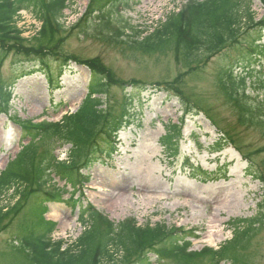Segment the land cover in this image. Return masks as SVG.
<instances>
[{"label":"trees","instance_id":"16d2710c","mask_svg":"<svg viewBox=\"0 0 264 264\" xmlns=\"http://www.w3.org/2000/svg\"><path fill=\"white\" fill-rule=\"evenodd\" d=\"M120 1L90 0L81 18L66 29L60 19L69 0H0V64L10 55L34 62L29 71L15 74L14 82L39 73L52 89L59 87L70 63L83 65L90 72L88 94L79 110L63 116L60 123L33 124L16 116L12 119L20 128V142L27 143L0 173V233L12 229L0 257L6 262L4 256H16L17 264H164L167 260L193 264L203 258L207 259L204 264H237L260 230L261 216L230 222L232 238L217 250L204 248L200 252L187 251L189 240L195 237L193 231L163 224L138 226L134 218L115 225L90 209L79 213L86 228L71 244L51 238L56 224L43 216L46 204L60 199L62 189H48L50 177L54 175L64 186H70L68 201L78 203L79 199L73 198L89 182L84 173L95 164L110 161L118 150V132L134 122L139 124L146 92V86L137 81L113 79L96 59L81 61L65 55L61 43L75 31L142 56L172 53L190 73L216 59V82L238 111V124L255 127L264 137V95L251 98L244 93L247 80L256 74L263 76L264 14L256 21L251 8L258 1L264 10V0H189L152 31L114 26L110 13ZM20 11L40 23L29 39L23 38L15 25ZM12 85L0 84V112L10 107ZM113 87L121 92L117 101L109 94ZM180 139L178 125H169L160 138V146L170 158L177 156ZM221 139L216 150L227 142L224 135ZM64 145L70 149L66 160L59 161L54 152ZM256 152L263 158L257 166L250 159L247 171L260 183L264 196V147ZM244 156L246 160L248 156ZM187 162L185 159L183 169L190 179L201 183L226 179L227 167L225 173L215 175ZM7 198L12 203L2 204ZM260 209L264 210V198ZM152 256L155 262H151Z\"/></svg>","mask_w":264,"mask_h":264},{"label":"rangeland","instance_id":"374dc122","mask_svg":"<svg viewBox=\"0 0 264 264\" xmlns=\"http://www.w3.org/2000/svg\"><path fill=\"white\" fill-rule=\"evenodd\" d=\"M89 1L69 0L62 18L66 28L80 18ZM186 2L123 0L111 10L110 18L119 28L152 31L159 21L170 13H177ZM251 9L255 20L261 19L264 10L257 1ZM16 25L24 38L33 36L40 27L25 12L19 13ZM77 33L64 37L61 48L65 55L81 61L96 59L113 79L124 83L137 81L146 85V92L142 95L140 124L134 122L119 133L118 152L111 165L95 164L84 173L90 183L82 190L81 198L79 194L73 198H80L78 203L68 201L70 186L51 177L53 180L47 188L62 189L59 200L46 204L44 217L56 224L52 239L71 244L86 228L76 219L77 214L93 208L115 225L134 218L139 226L163 224L168 228L199 230L198 239L191 241L188 251L206 247L216 250L232 238L230 222L261 216L262 226L247 250L240 254L237 264H264V210L260 209L264 196L262 186L247 171L250 159L256 166L260 164L263 154L256 151L264 147V137L259 129L238 124V111L216 82L218 61L214 59L190 73L172 53L142 56L121 50L112 42L103 43ZM33 64L21 56L10 55L0 66V81L13 82L11 107L7 114H0V173L26 145V141L20 142L21 131L12 123L13 116L35 124H57L63 116L77 111L86 95L90 73L86 67L74 63L67 67L60 83L64 89L51 96L52 102L44 78L39 74L14 82L15 74L29 71ZM262 69L264 73V61ZM256 75L246 81L244 93L251 98L264 95V74ZM109 94L113 101L121 97L118 88H110ZM60 99L65 101L64 105H58ZM71 104L76 108H70ZM173 124L180 126L182 140L179 154L172 159L166 157L159 140ZM221 135L229 144L226 142L227 148L216 150L217 143L223 141ZM69 149V145L56 147L54 154L64 161ZM244 155L248 156L246 160ZM186 157L203 170L216 172L215 175H222L227 167L226 180L208 183L190 180L181 170ZM8 203H12L10 198L2 204ZM11 231L0 233V252L5 249ZM4 258L7 264L19 262L16 256ZM150 258L155 262V257ZM206 261V258L196 259L193 264ZM6 262L0 257V264ZM173 262L167 260L164 264Z\"/></svg>","mask_w":264,"mask_h":264},{"label":"bare ground","instance_id":"6f19581e","mask_svg":"<svg viewBox=\"0 0 264 264\" xmlns=\"http://www.w3.org/2000/svg\"><path fill=\"white\" fill-rule=\"evenodd\" d=\"M70 106V108H72V109H75L76 107L75 106H73V104H71V105H69Z\"/></svg>","mask_w":264,"mask_h":264}]
</instances>
